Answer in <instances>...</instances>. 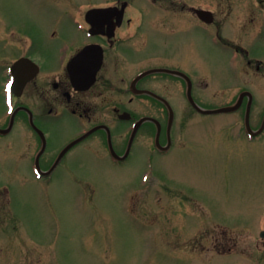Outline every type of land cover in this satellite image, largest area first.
Instances as JSON below:
<instances>
[{
	"label": "flooded vegetation",
	"instance_id": "1",
	"mask_svg": "<svg viewBox=\"0 0 264 264\" xmlns=\"http://www.w3.org/2000/svg\"><path fill=\"white\" fill-rule=\"evenodd\" d=\"M48 3L55 21L43 26H26L19 14L11 20L0 15V175H18L21 185L49 182L60 170L68 172L74 158L77 165L88 158L119 167L141 140L150 162L189 146L186 132L197 116H230L221 126L226 141L264 144V0H107L62 9L56 0ZM187 38L213 41L233 57L213 94L221 101L194 92L208 88L209 75L184 61ZM169 43L175 44L171 56ZM178 93L185 101H176ZM152 105L159 107L153 111ZM225 107L233 109L204 114ZM142 118L159 124L157 140V125L149 120L132 135ZM0 197L4 234V186ZM184 201L172 198L168 215L175 206L177 216L192 214L183 212ZM260 241L256 264H264ZM229 242L215 241L212 249L227 255L236 247Z\"/></svg>",
	"mask_w": 264,
	"mask_h": 264
},
{
	"label": "rangeland",
	"instance_id": "2",
	"mask_svg": "<svg viewBox=\"0 0 264 264\" xmlns=\"http://www.w3.org/2000/svg\"><path fill=\"white\" fill-rule=\"evenodd\" d=\"M100 1L107 0L56 4L62 9ZM52 9L48 0H0V15L11 20L19 14L26 26L55 21ZM188 38L182 43L184 61L209 75L208 88L194 92L202 100L221 101L213 94L233 57L213 41ZM174 46L169 43L170 56ZM175 98L185 101L179 93ZM228 118L197 116L186 132L189 146L150 162L141 140L119 167L88 158L80 166L74 158L68 172L24 185L18 175L2 171L9 216L8 231L0 233V264H256L263 255L258 235L264 224V144L226 141L221 126ZM179 197L185 200L183 212L192 214L177 216L175 206L169 216L170 201ZM199 227L202 232L191 233ZM229 239L236 243L233 252L213 251L215 241Z\"/></svg>",
	"mask_w": 264,
	"mask_h": 264
},
{
	"label": "water",
	"instance_id": "3",
	"mask_svg": "<svg viewBox=\"0 0 264 264\" xmlns=\"http://www.w3.org/2000/svg\"><path fill=\"white\" fill-rule=\"evenodd\" d=\"M216 112V111H215ZM262 237H264V232L262 233Z\"/></svg>",
	"mask_w": 264,
	"mask_h": 264
}]
</instances>
